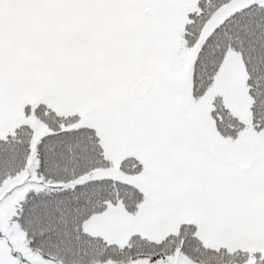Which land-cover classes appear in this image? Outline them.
I'll use <instances>...</instances> for the list:
<instances>
[{
  "label": "snow or ice",
  "instance_id": "snow-or-ice-1",
  "mask_svg": "<svg viewBox=\"0 0 264 264\" xmlns=\"http://www.w3.org/2000/svg\"><path fill=\"white\" fill-rule=\"evenodd\" d=\"M0 264H264V0H0Z\"/></svg>",
  "mask_w": 264,
  "mask_h": 264
}]
</instances>
